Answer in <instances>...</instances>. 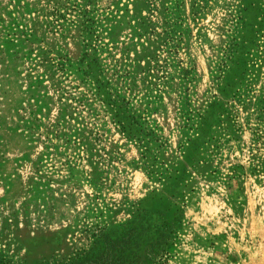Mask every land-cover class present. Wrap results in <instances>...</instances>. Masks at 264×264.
Listing matches in <instances>:
<instances>
[{
  "label": "rangeland",
  "instance_id": "rangeland-1",
  "mask_svg": "<svg viewBox=\"0 0 264 264\" xmlns=\"http://www.w3.org/2000/svg\"><path fill=\"white\" fill-rule=\"evenodd\" d=\"M0 264H264V0H0Z\"/></svg>",
  "mask_w": 264,
  "mask_h": 264
}]
</instances>
